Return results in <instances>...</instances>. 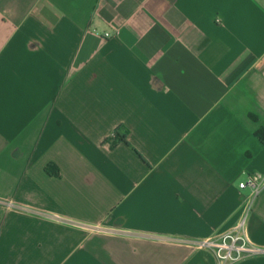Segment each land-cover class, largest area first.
<instances>
[{
  "label": "crops",
  "instance_id": "obj_1",
  "mask_svg": "<svg viewBox=\"0 0 264 264\" xmlns=\"http://www.w3.org/2000/svg\"><path fill=\"white\" fill-rule=\"evenodd\" d=\"M262 127L264 0H0V264H218L254 175L264 246Z\"/></svg>",
  "mask_w": 264,
  "mask_h": 264
},
{
  "label": "built area",
  "instance_id": "obj_2",
  "mask_svg": "<svg viewBox=\"0 0 264 264\" xmlns=\"http://www.w3.org/2000/svg\"><path fill=\"white\" fill-rule=\"evenodd\" d=\"M262 187L263 177L260 175L250 176L240 184L241 189H249V194L243 198L241 214L235 227L212 238L181 242L194 249L211 251L218 264H235L249 258L264 257V246L252 242L248 234L250 214Z\"/></svg>",
  "mask_w": 264,
  "mask_h": 264
},
{
  "label": "trees",
  "instance_id": "obj_3",
  "mask_svg": "<svg viewBox=\"0 0 264 264\" xmlns=\"http://www.w3.org/2000/svg\"><path fill=\"white\" fill-rule=\"evenodd\" d=\"M257 137L259 138L260 142L264 145V127H262L258 132H257ZM121 136L118 133V131H116L114 133V135L112 136L111 140L113 142H116L117 140H120ZM46 172L50 175H54V176H58L60 174L59 169L55 166V165H48L46 167Z\"/></svg>",
  "mask_w": 264,
  "mask_h": 264
}]
</instances>
